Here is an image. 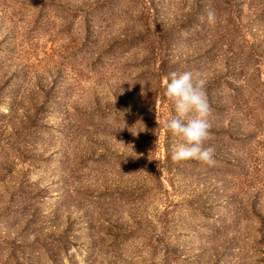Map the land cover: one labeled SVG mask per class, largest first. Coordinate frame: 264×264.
<instances>
[{
  "label": "rangeland",
  "instance_id": "374dc122",
  "mask_svg": "<svg viewBox=\"0 0 264 264\" xmlns=\"http://www.w3.org/2000/svg\"><path fill=\"white\" fill-rule=\"evenodd\" d=\"M185 71L211 166L171 159ZM0 264H264V0H0Z\"/></svg>",
  "mask_w": 264,
  "mask_h": 264
},
{
  "label": "clouds",
  "instance_id": "9594fccd",
  "mask_svg": "<svg viewBox=\"0 0 264 264\" xmlns=\"http://www.w3.org/2000/svg\"><path fill=\"white\" fill-rule=\"evenodd\" d=\"M209 20H215L213 13H209ZM163 80V95L175 109V115L170 113L163 127L180 141L171 159L176 163L197 161L214 165V148L206 146L211 137L209 118L213 110L206 95L205 81L191 71L171 72Z\"/></svg>",
  "mask_w": 264,
  "mask_h": 264
}]
</instances>
